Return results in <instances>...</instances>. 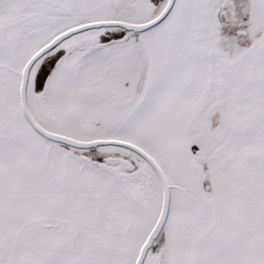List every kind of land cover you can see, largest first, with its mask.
Here are the masks:
<instances>
[{"label":"snow or ice","instance_id":"snow-or-ice-1","mask_svg":"<svg viewBox=\"0 0 264 264\" xmlns=\"http://www.w3.org/2000/svg\"><path fill=\"white\" fill-rule=\"evenodd\" d=\"M0 264H264V0H0Z\"/></svg>","mask_w":264,"mask_h":264}]
</instances>
